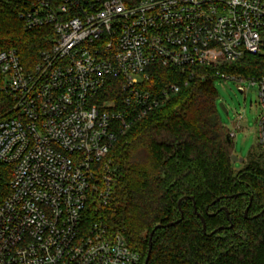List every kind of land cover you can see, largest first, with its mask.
Returning a JSON list of instances; mask_svg holds the SVG:
<instances>
[{
    "label": "built area",
    "instance_id": "obj_1",
    "mask_svg": "<svg viewBox=\"0 0 264 264\" xmlns=\"http://www.w3.org/2000/svg\"><path fill=\"white\" fill-rule=\"evenodd\" d=\"M19 17L26 29L52 27L54 39L31 69L15 49L0 51L9 102L0 166L10 167L0 176V264H139L104 214L109 154L179 91L173 81L156 86L159 67L187 82L263 52L264 0H21ZM216 76L241 92L258 86L264 151V76ZM112 81L120 94L107 98Z\"/></svg>",
    "mask_w": 264,
    "mask_h": 264
},
{
    "label": "trees",
    "instance_id": "obj_2",
    "mask_svg": "<svg viewBox=\"0 0 264 264\" xmlns=\"http://www.w3.org/2000/svg\"><path fill=\"white\" fill-rule=\"evenodd\" d=\"M20 6L21 0H0V51L15 49L31 69L51 48L54 32L24 28ZM218 71L264 76V51L204 67L187 82L159 67L156 86L173 81L179 91L135 122L109 154L114 183L104 214L110 232L140 254L139 264L153 230L148 264H264V151L251 152L235 170L233 137L219 114ZM116 93L119 84L112 81L107 98ZM8 105L0 93V113ZM1 166L0 176L8 174L10 167Z\"/></svg>",
    "mask_w": 264,
    "mask_h": 264
},
{
    "label": "rangeland",
    "instance_id": "obj_3",
    "mask_svg": "<svg viewBox=\"0 0 264 264\" xmlns=\"http://www.w3.org/2000/svg\"><path fill=\"white\" fill-rule=\"evenodd\" d=\"M241 92L234 80L217 81L219 93L218 103H224L228 114L219 107L221 121L230 132H235L232 138L234 154L239 159H248L251 152L260 153L257 143V120L260 113L258 102V86L249 83L242 84ZM240 125L238 128L237 125ZM243 163L233 162L235 170L242 168Z\"/></svg>",
    "mask_w": 264,
    "mask_h": 264
},
{
    "label": "water",
    "instance_id": "obj_4",
    "mask_svg": "<svg viewBox=\"0 0 264 264\" xmlns=\"http://www.w3.org/2000/svg\"><path fill=\"white\" fill-rule=\"evenodd\" d=\"M240 91H242V90L240 89ZM219 107L221 108V110H222L225 114H228V110H227V108H226V106H225L224 103H222V102L219 103ZM238 161L241 162V163H243V162H244V159H239V158H237V157L235 156V154H233V155H232V162H238ZM180 201H181V200H180ZM180 201H179V203H180ZM262 211H264V209H263ZM247 213H248V208L245 210V217H247ZM198 216H199V218H200L201 221H202V224H203V230L205 231V228H206L205 218H204L201 214H199V213H198ZM182 218H183V216H181L180 219H178V220H176V221H174V222H170V223H167V224H165V225H160V226H162V227H170V226H173V225L179 223V222L182 220ZM157 227H158V226H157ZM214 232H215V231H213L212 233H214ZM153 233H154V230L150 233V236H149L148 252H147V256H146L145 261H144L143 264H148V260H149L150 254H151V245H152V236H153Z\"/></svg>",
    "mask_w": 264,
    "mask_h": 264
}]
</instances>
